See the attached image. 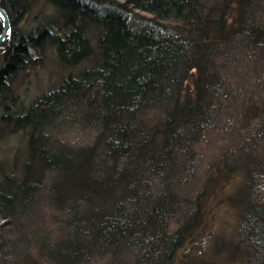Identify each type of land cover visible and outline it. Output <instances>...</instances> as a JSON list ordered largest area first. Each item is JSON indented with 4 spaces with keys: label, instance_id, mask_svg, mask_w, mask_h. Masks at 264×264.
Here are the masks:
<instances>
[{
    "label": "trees",
    "instance_id": "1",
    "mask_svg": "<svg viewBox=\"0 0 264 264\" xmlns=\"http://www.w3.org/2000/svg\"><path fill=\"white\" fill-rule=\"evenodd\" d=\"M0 5L68 70L28 104L26 187L0 165V264H264V0Z\"/></svg>",
    "mask_w": 264,
    "mask_h": 264
},
{
    "label": "rangeland",
    "instance_id": "2",
    "mask_svg": "<svg viewBox=\"0 0 264 264\" xmlns=\"http://www.w3.org/2000/svg\"><path fill=\"white\" fill-rule=\"evenodd\" d=\"M40 6L37 3L20 26L27 29L37 23ZM18 28L11 23V52L0 62V165L19 175L26 187L30 179V153L33 152L35 161L43 163L41 142L35 131L38 116L28 110V104L38 93L56 84L68 70L61 68L53 46L44 44L41 50H32L18 38ZM224 203H220V212L212 218V229L209 232L206 229L197 238L198 247L193 244L198 253L212 254L216 238L226 237L231 232L235 215Z\"/></svg>",
    "mask_w": 264,
    "mask_h": 264
},
{
    "label": "water",
    "instance_id": "3",
    "mask_svg": "<svg viewBox=\"0 0 264 264\" xmlns=\"http://www.w3.org/2000/svg\"><path fill=\"white\" fill-rule=\"evenodd\" d=\"M0 17L2 20V29L0 32V43H2L4 39L8 37L11 32V24H10V20H9L6 10L1 6H0Z\"/></svg>",
    "mask_w": 264,
    "mask_h": 264
},
{
    "label": "bare ground",
    "instance_id": "4",
    "mask_svg": "<svg viewBox=\"0 0 264 264\" xmlns=\"http://www.w3.org/2000/svg\"><path fill=\"white\" fill-rule=\"evenodd\" d=\"M1 6V5H0ZM2 7V6H1ZM7 12V11H6ZM8 14V13H7ZM8 17H9V15H8ZM0 19H1V17H0ZM1 22H2V20H1ZM11 24V23H10ZM1 29H2V27H1ZM1 32V31H0ZM9 36H10V34H9ZM9 36L8 37H6L5 39H8L9 38ZM4 39V40H5ZM1 44V43H0Z\"/></svg>",
    "mask_w": 264,
    "mask_h": 264
}]
</instances>
